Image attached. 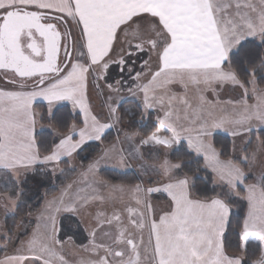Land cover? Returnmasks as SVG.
<instances>
[{"label": "snow or ice", "instance_id": "6c2138e0", "mask_svg": "<svg viewBox=\"0 0 264 264\" xmlns=\"http://www.w3.org/2000/svg\"><path fill=\"white\" fill-rule=\"evenodd\" d=\"M0 264H264V0H0Z\"/></svg>", "mask_w": 264, "mask_h": 264}, {"label": "rangeland", "instance_id": "374dc122", "mask_svg": "<svg viewBox=\"0 0 264 264\" xmlns=\"http://www.w3.org/2000/svg\"><path fill=\"white\" fill-rule=\"evenodd\" d=\"M9 223H12V221H9Z\"/></svg>", "mask_w": 264, "mask_h": 264}]
</instances>
